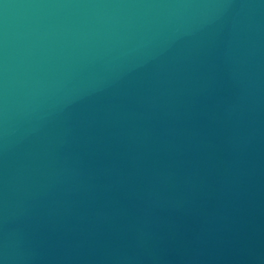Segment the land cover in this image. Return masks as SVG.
Wrapping results in <instances>:
<instances>
[{"label":"water","instance_id":"obj_1","mask_svg":"<svg viewBox=\"0 0 264 264\" xmlns=\"http://www.w3.org/2000/svg\"><path fill=\"white\" fill-rule=\"evenodd\" d=\"M0 264H264V0H0Z\"/></svg>","mask_w":264,"mask_h":264}]
</instances>
